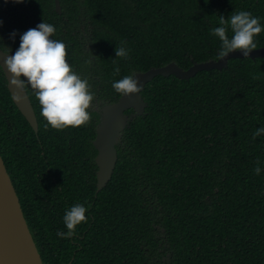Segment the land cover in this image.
Returning a JSON list of instances; mask_svg holds the SVG:
<instances>
[{
  "label": "trees",
  "instance_id": "obj_1",
  "mask_svg": "<svg viewBox=\"0 0 264 264\" xmlns=\"http://www.w3.org/2000/svg\"><path fill=\"white\" fill-rule=\"evenodd\" d=\"M30 1L31 21L54 22L55 0ZM59 1L53 39L88 79L94 105L116 102L122 95L112 84L126 75L219 60L211 31L220 15L248 11L264 26V0ZM255 39L264 48V32ZM121 42L127 60L116 57ZM27 89L38 133L0 68V153L44 264H264V134L254 138L264 127V58L231 59L189 80L154 78L99 193L98 113L90 109L91 123L80 128L45 127ZM76 203L88 208V222L62 239L56 233L67 232L63 217Z\"/></svg>",
  "mask_w": 264,
  "mask_h": 264
},
{
  "label": "clouds",
  "instance_id": "obj_2",
  "mask_svg": "<svg viewBox=\"0 0 264 264\" xmlns=\"http://www.w3.org/2000/svg\"><path fill=\"white\" fill-rule=\"evenodd\" d=\"M219 24V27L212 29L211 34L221 42L218 52L220 61L229 53L237 51L244 57H250L257 48L255 38L264 32L259 18L248 11H235L227 19L220 15ZM229 29L231 37L228 35ZM56 31L53 24L44 21L36 28L28 29L20 36V46L14 54L3 53L6 57L3 67L11 76L8 82L11 88L22 91L30 87L34 90L41 116L46 121L45 127L63 131L91 123L90 109L94 107L95 93L91 90L88 79L82 78L69 64L65 43L53 39ZM12 35L14 37L15 33ZM129 51L121 42L115 49L116 57L127 60ZM119 72V66H115L114 74L118 75ZM112 87L124 97L141 92L140 81L135 75L124 76L113 82ZM12 99L18 103L22 101L18 94H14ZM261 134H264V127L254 133V138ZM254 172L257 175L261 172L259 161ZM88 211L83 204L73 205L63 217L67 232L58 231L56 235L62 239L73 237L77 226L88 222Z\"/></svg>",
  "mask_w": 264,
  "mask_h": 264
},
{
  "label": "water",
  "instance_id": "obj_3",
  "mask_svg": "<svg viewBox=\"0 0 264 264\" xmlns=\"http://www.w3.org/2000/svg\"><path fill=\"white\" fill-rule=\"evenodd\" d=\"M58 11L61 9L59 0H56ZM0 50V66L5 74L8 90L13 97L18 94L21 102L14 104L25 117L33 130L38 133L39 125L37 117L27 94L26 89L20 91L9 86L10 74L4 69L6 57ZM257 59L264 58V48L255 49L250 57H244L239 51L229 53L223 60L208 61L194 64L187 70H183L175 63L164 67L152 68L146 72L135 73L140 81L141 92L131 97L121 96L116 102L109 103L96 109L99 115V124L96 130V138L93 142L97 150L95 159L97 171V193L101 192L112 179L118 162L117 146L122 140L123 133L128 124L137 116L143 115L146 103L143 101L142 92L148 83L157 76H175L181 80H189L202 71H222L228 67L231 59ZM128 110L134 113L128 115ZM0 264H44L37 244L25 218L19 196L13 185L10 174L0 153Z\"/></svg>",
  "mask_w": 264,
  "mask_h": 264
},
{
  "label": "flooded vegetation",
  "instance_id": "obj_4",
  "mask_svg": "<svg viewBox=\"0 0 264 264\" xmlns=\"http://www.w3.org/2000/svg\"><path fill=\"white\" fill-rule=\"evenodd\" d=\"M32 9L33 8L30 0H20V2H18V0H0V50L5 54H14L15 51L20 46V36L28 29L36 28L37 25L41 23V22H37L35 24L33 21L29 19V14L30 11H32ZM53 14L56 16L55 17L56 21L62 18L61 17L62 7L60 11H58L56 7V0H55ZM46 17H50V16L46 14ZM55 20L54 22L52 21H48V22L55 24L56 22ZM81 27H83L82 24ZM13 33H15L14 37L12 35ZM76 35L82 42L81 30L76 31ZM9 49L11 50V53ZM7 88H8V84H7ZM26 91L27 94H29V90L27 88ZM104 105L105 104H103L102 102H96L92 110L96 112V109H100ZM162 261L163 259L159 260L158 264H162L161 263Z\"/></svg>",
  "mask_w": 264,
  "mask_h": 264
}]
</instances>
